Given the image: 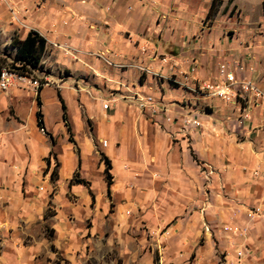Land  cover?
<instances>
[{
    "label": "crops",
    "instance_id": "crops-1",
    "mask_svg": "<svg viewBox=\"0 0 264 264\" xmlns=\"http://www.w3.org/2000/svg\"><path fill=\"white\" fill-rule=\"evenodd\" d=\"M263 2L231 0L206 28L192 0H0V46L46 41L42 69L0 90V264L47 241L82 264L90 234L130 242L143 264H264V102L240 123V101L198 89L240 60L253 69L236 76L264 91ZM148 95L154 114L138 106ZM46 221L52 238L37 240Z\"/></svg>",
    "mask_w": 264,
    "mask_h": 264
},
{
    "label": "rangeland",
    "instance_id": "rangeland-1",
    "mask_svg": "<svg viewBox=\"0 0 264 264\" xmlns=\"http://www.w3.org/2000/svg\"><path fill=\"white\" fill-rule=\"evenodd\" d=\"M194 2V5L196 6L195 10L196 14L200 16L201 20V26L203 27H208V20L213 18L214 16L217 15L218 12H222L227 14L229 10V15L234 14L236 12L235 7H230L231 0L227 1V4L224 6V4L221 3V0H215L213 7H209L208 10V0H192ZM212 3V2H211ZM211 6V5H210ZM264 12V7L263 9H260V14L262 15ZM238 13V12H237ZM257 11L255 8H252L249 10L248 14L250 16H256ZM210 23V22H209ZM7 52V51H6ZM12 55L13 53L11 52L10 55L4 54V47L0 46V57L6 58V65L3 67H8L11 66L10 62H12ZM9 63V64H8ZM37 73V72H36ZM35 73V75H36ZM31 77V76H30ZM50 113H54L55 110L53 108H50L48 110ZM55 174V176H52L51 174ZM56 170L55 167L53 170L50 172V179L54 181L56 179ZM53 208H52V203L49 200L46 203V209H45V216L52 214ZM47 220V218H46ZM90 223L87 225L89 226ZM42 227L44 228L43 230ZM32 234L36 237L37 240H40L45 236L48 240L52 238L53 235V230L50 229L48 221H46L45 224H34L33 225V230ZM42 231V233H40ZM116 235H119L118 231H115ZM102 236L103 233H100ZM136 240H139V235L138 233H135ZM90 238L88 239V244H87V251L86 253H83L84 255V261L82 264H143V261L141 262L137 259H132V257H136L134 254H131L132 249H129L130 247V242H127L124 244L122 247L121 241L117 242L118 237L116 238V241H114V247H110L111 244L108 243L107 239L104 237H101V240L99 241V235L93 234L89 235ZM22 242L28 241L30 239L29 236L23 235L22 236ZM132 241V240H129ZM45 242V241H44ZM133 242V241H132ZM109 248H108V247ZM3 245L0 242V252L2 250ZM7 250V249H5ZM136 251H138L136 249ZM8 252H11V250H8ZM40 255H38V258L30 259V263H27V261H22L21 264H70L64 256L60 254V252L54 247L49 245V241H47L43 249L40 250ZM248 249H243V250H238L237 255L238 257H241L242 254L247 253ZM133 262V263H132Z\"/></svg>",
    "mask_w": 264,
    "mask_h": 264
},
{
    "label": "built area",
    "instance_id": "built-area-1",
    "mask_svg": "<svg viewBox=\"0 0 264 264\" xmlns=\"http://www.w3.org/2000/svg\"><path fill=\"white\" fill-rule=\"evenodd\" d=\"M253 69L251 65H246L240 60L232 61H222L219 62L217 68V77L220 79V82H210L201 84L198 89L205 90L208 93L216 97H219L226 101H240L242 105L241 116L239 117V122L241 123L244 119L250 117L252 108L258 107L264 102V91L258 86V84L250 79L238 78L236 74L238 72L245 71V69ZM195 68L192 67L191 71H194ZM264 73V68L262 69ZM15 73L2 68L0 73V90H5L9 84V76ZM44 74L40 73V79H31V83L38 88L46 83V79L43 76ZM42 79V82H41ZM143 100V99H141ZM108 105L107 102L103 104V107L106 108ZM140 109L148 107L150 113L154 114L157 108L153 105L152 96L148 95L144 98V102L138 104ZM167 121H172V117L167 115L165 118ZM185 124H190L194 127L201 125L198 119H188L184 120ZM40 130L43 131V127L40 126ZM102 145H106V141H101ZM224 230L232 231L234 233L239 232L241 229L238 226H225ZM245 230V228H244Z\"/></svg>",
    "mask_w": 264,
    "mask_h": 264
},
{
    "label": "trees",
    "instance_id": "trees-1",
    "mask_svg": "<svg viewBox=\"0 0 264 264\" xmlns=\"http://www.w3.org/2000/svg\"><path fill=\"white\" fill-rule=\"evenodd\" d=\"M215 0H212L211 6L213 7ZM264 7V2H263ZM45 44L46 41L43 36H41L37 31L31 30L27 33V35L20 39L18 36H13L10 43L4 47V54L12 55V62H10L9 71L15 73L19 76H27L30 77L34 74L35 71L42 69L41 58L45 52ZM7 51V52H6ZM6 58L0 57V73L3 66H5ZM9 64V63H8ZM42 82V79H41ZM41 86L37 88L38 92ZM39 104V99H38ZM62 108V118L67 125V116L65 112V105L61 101ZM40 111H37L38 118L40 117ZM38 124H41L40 119H38ZM69 129V126H68ZM107 161V160H106ZM107 163V162H106ZM55 176V174H51ZM106 180L109 183V174L106 171ZM57 177V176H56ZM70 183H84L83 179H80L77 174L72 177Z\"/></svg>",
    "mask_w": 264,
    "mask_h": 264
},
{
    "label": "bare ground",
    "instance_id": "bare-ground-1",
    "mask_svg": "<svg viewBox=\"0 0 264 264\" xmlns=\"http://www.w3.org/2000/svg\"><path fill=\"white\" fill-rule=\"evenodd\" d=\"M4 69H7V70H9V68L8 67H4ZM35 76V73L33 74V75H31V77H34Z\"/></svg>",
    "mask_w": 264,
    "mask_h": 264
}]
</instances>
